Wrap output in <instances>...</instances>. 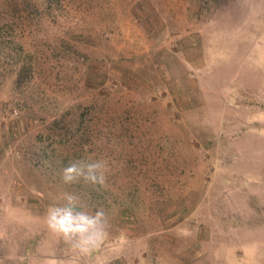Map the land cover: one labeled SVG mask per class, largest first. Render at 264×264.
<instances>
[{
  "label": "rangeland",
  "instance_id": "obj_1",
  "mask_svg": "<svg viewBox=\"0 0 264 264\" xmlns=\"http://www.w3.org/2000/svg\"><path fill=\"white\" fill-rule=\"evenodd\" d=\"M64 192L111 222L80 264H264V0H0V264L76 257Z\"/></svg>",
  "mask_w": 264,
  "mask_h": 264
},
{
  "label": "clouds",
  "instance_id": "obj_2",
  "mask_svg": "<svg viewBox=\"0 0 264 264\" xmlns=\"http://www.w3.org/2000/svg\"><path fill=\"white\" fill-rule=\"evenodd\" d=\"M110 172L104 158H84L71 161L60 173L66 185L83 181L86 185L103 187ZM62 203L50 205L46 211L48 229L63 239L76 252V257L63 264H80V259L98 251L109 236L111 222L103 207L94 209L75 192H64ZM97 264L106 261L97 257Z\"/></svg>",
  "mask_w": 264,
  "mask_h": 264
}]
</instances>
